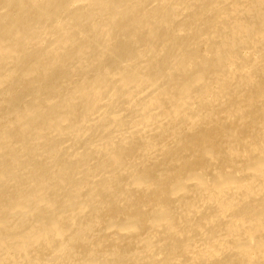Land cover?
<instances>
[{
	"label": "bare ground",
	"instance_id": "1",
	"mask_svg": "<svg viewBox=\"0 0 264 264\" xmlns=\"http://www.w3.org/2000/svg\"><path fill=\"white\" fill-rule=\"evenodd\" d=\"M0 264H264V0H0Z\"/></svg>",
	"mask_w": 264,
	"mask_h": 264
}]
</instances>
